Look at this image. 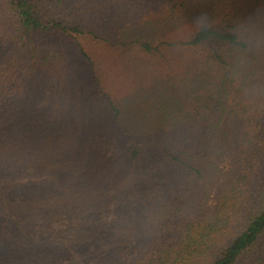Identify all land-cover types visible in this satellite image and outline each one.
Returning <instances> with one entry per match:
<instances>
[{"label": "trees", "instance_id": "16d2710c", "mask_svg": "<svg viewBox=\"0 0 264 264\" xmlns=\"http://www.w3.org/2000/svg\"><path fill=\"white\" fill-rule=\"evenodd\" d=\"M111 3L0 0V264H264V0Z\"/></svg>", "mask_w": 264, "mask_h": 264}, {"label": "rangeland", "instance_id": "374dc122", "mask_svg": "<svg viewBox=\"0 0 264 264\" xmlns=\"http://www.w3.org/2000/svg\"><path fill=\"white\" fill-rule=\"evenodd\" d=\"M74 1V0H73ZM83 4L81 8L87 7L94 9L93 14H98V10H106L109 8L108 15L111 17V20L113 23L118 24V10L114 8L111 3V0H79ZM103 4V5H102ZM130 3H128L129 6ZM123 7V3L121 5ZM80 8V9H81ZM130 9V8H129ZM128 9V10H129ZM127 10V11H128ZM130 14V13H129ZM128 22H131L130 20ZM133 23H129V25H132ZM128 26V25H127ZM90 38H84L83 43L90 55L93 59L101 61H107L109 59V56L111 54V58L109 61V64L112 65L111 70H108V72L105 71V85L108 86V89L114 94V96L117 99H120L121 101L124 100L126 94L132 93V91H135L138 87H141L143 85L148 84L151 76H149V73L153 69H157L158 66L155 68H151L149 70L143 71V69L140 66H135L132 62L134 60L133 56L135 54L136 49L132 47L133 45H130L126 49H112V47L116 46H108L105 42H102L101 40H97L89 36ZM110 47L111 51L109 52L107 49ZM178 47H173L172 49H168V57L172 60L171 57L174 55H178L176 51ZM180 49V48H178ZM137 55H140L138 53ZM127 60V61H126ZM122 61L121 63H119ZM157 63H167V61L164 59H156ZM176 59L172 60V67H176ZM132 63V64H131ZM84 69V67H81ZM161 70L157 72V74L161 75ZM165 74V73H164ZM41 262L38 261V259H35L30 264H40ZM15 264H23L22 262H16ZM29 264V263H26ZM60 264V263H55Z\"/></svg>", "mask_w": 264, "mask_h": 264}, {"label": "clouds", "instance_id": "9594fccd", "mask_svg": "<svg viewBox=\"0 0 264 264\" xmlns=\"http://www.w3.org/2000/svg\"><path fill=\"white\" fill-rule=\"evenodd\" d=\"M210 24H211V18L208 16L207 13H202L199 17L196 18V25L201 29L210 27ZM255 27L256 25L251 18H248L240 25V28L244 30H251L254 29Z\"/></svg>", "mask_w": 264, "mask_h": 264}]
</instances>
